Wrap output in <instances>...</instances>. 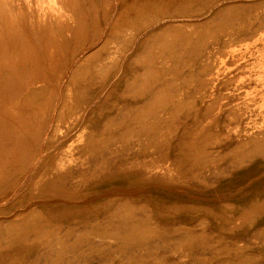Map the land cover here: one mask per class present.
Wrapping results in <instances>:
<instances>
[{
  "label": "rangeland",
  "instance_id": "1",
  "mask_svg": "<svg viewBox=\"0 0 264 264\" xmlns=\"http://www.w3.org/2000/svg\"><path fill=\"white\" fill-rule=\"evenodd\" d=\"M75 3L84 12L82 27L71 15ZM11 5L15 13L22 15L23 25L16 22L29 37L24 41L11 38V53L10 44L6 55L0 58V62L11 66V73L9 68L2 70V74L11 76L5 81L11 91L0 93V106L9 109V119L14 123L9 137L3 135L0 140V264H52L55 259H61L56 264H127L125 255L135 257L138 264H148V249L129 248L125 244L132 241L112 237L127 235L128 231L117 228L115 223H109L110 228L115 226L111 232L101 229L108 217L118 215L117 207L130 205L139 210L143 203H147L146 207L157 203L154 189L164 192L166 209L178 207V221L169 227L188 228L200 241L198 231L202 227L198 220L204 219V226L209 228L203 233L205 240L214 248L163 247L162 252L158 246L153 247V264H204L198 260L205 257V264H264V170H254L247 181L234 186L231 198L190 199L185 193L200 188L201 195L221 194L220 187L232 179L237 181L238 174H233L238 169L264 161V0H0V16L4 17ZM30 17L34 20L25 24ZM44 19L58 20L45 26L46 35H56L53 41L63 42L70 51L63 48L56 57L57 65L51 67L46 61L43 68L41 59L34 61L31 53L41 52L47 45L49 36L41 41ZM148 43H152L155 53L151 62L155 77L147 88L135 94L130 84L135 72L144 75L139 55ZM77 46L79 52L72 60ZM98 69L101 75L91 74ZM42 73L55 75L49 81L57 90L55 106L53 102L48 104L44 112L41 99L46 98L42 91L27 104H17L16 97L31 86H39L36 78ZM23 75H27V80ZM162 86L165 91L161 97L169 100L150 104L160 95ZM31 120L37 127L21 140L20 129L16 128L28 127ZM186 156L192 159L188 162ZM54 174H60L56 181L61 184H51L56 179ZM50 188H55L54 192ZM89 189L93 193L89 194ZM83 191L89 196L79 195ZM244 193L247 199L236 198ZM48 202L58 209L65 203L69 215L61 219L50 217L63 225L58 237H67L54 241L43 232L23 234L24 242L12 246L7 233L11 234V225L21 223L8 226V222L15 219L19 210L29 211ZM213 220L222 225L217 227ZM87 228L93 230L85 235ZM179 233L169 236L183 244L184 239L179 237L184 233ZM65 241L68 243L63 244ZM77 243L80 246L72 247ZM198 251H205V257ZM139 253L144 256H137Z\"/></svg>",
  "mask_w": 264,
  "mask_h": 264
},
{
  "label": "bare ground",
  "instance_id": "2",
  "mask_svg": "<svg viewBox=\"0 0 264 264\" xmlns=\"http://www.w3.org/2000/svg\"><path fill=\"white\" fill-rule=\"evenodd\" d=\"M28 1V0H27ZM30 1V0H29ZM50 1V0H49ZM5 2V1H4ZM37 4V3H36ZM30 5V4H29ZM31 8V7H30ZM29 9V8H28ZM42 9V8H41ZM43 10V9H42ZM47 10H49V9H47ZM44 11V10H43ZM42 11V12H43ZM72 14L71 15H74V16H76L77 17V22L79 23V25H80V27H82V23H85L84 22V12H82L81 11V8L79 7V4L78 3H75L74 5H73V7H72ZM263 12H264V10H263ZM148 13H150V12H148ZM172 13V12H171ZM22 14V13H21ZM213 14H215V13H213ZM38 15H41V13H38ZM48 15H51V16H53V13H49ZM29 17V16H28ZM33 17V16H32ZM50 18H52V17H50ZM34 19L33 18H26V20H25V24H26V22H29V25L31 24V22L33 21ZM41 20V19H40ZM171 20V19H170ZM16 21H20L21 23H22V25H23V19H22V15H19L18 13H15V11L13 10V7H12V5L10 6V7H8L7 8V12L5 13V15H4V17H2V16H0V46L1 47H3V50L2 51H0V58L2 57V56H4V55H6V53H7V51L9 50V45H10V53H11V51H12V49H13V47H12V41L10 40L11 38H15V41L18 39V38H23V41H24V38H26V37H29L28 35H27V32L24 30L23 31V29L22 28H20V24L19 23H17ZM57 21L58 20H53V19H51V21L49 20V19H44V21L42 22V25H43V35H44V38L43 39H41V41L42 40H44V42L47 40L48 42H47V45L45 46V47H43L42 45H44V43L42 42V44H41V46L43 47V48H41V52H40V50L37 52V51H35V52H32L33 50H34V47H33V50L31 49V51L30 52H32L31 53V55H33V58H34V61H35V59H36V61L38 60V58L39 59H41V61H42V65H43V68H44V65H45V62L47 61V62H49L50 64V66L52 67V66H54V65H57V63L59 62V60L56 58L60 53H62V49L64 48V49H66V51H67V47L65 46V44H64V46H63V42L61 43L60 41L58 42L57 40V42L55 43L53 40H54V38H55V36L53 37L52 36V34H47L46 35V30H45V26H51L50 24H53V23H57ZM163 21V20H162ZM158 24V23H157ZM155 26V25H154ZM164 26V25H163ZM158 27H160V26H158ZM21 29V30H20ZM82 29V28H81ZM80 29V30H81ZM162 29V28H161ZM160 29V30H161ZM50 33H51V31L52 30H50V29H47ZM58 30H61V29H58ZM58 30H57V32H58ZM160 30H159V32H160ZM78 31V29H76L73 33L75 34V32H77ZM105 31V30H104ZM158 31V30H157ZM95 33V32H94ZM80 34V33H79ZM101 34V32H99V34L96 36V37H98L99 35ZM45 35H46V37L47 36H49V37H47V39L45 40ZM68 36V35H67ZM75 36V35H74ZM106 36V35H105ZM136 36H137V34H136ZM175 36V35H174ZM252 36H253V34H252ZM78 37V36H77ZM95 37V38H96ZM111 37V36H110ZM117 37V36H116ZM124 37V36H123ZM131 37V36H130ZM238 37L240 38V35H238ZM237 37V39H239ZM126 38V37H125ZM132 38V37H131ZM235 38V37H234ZM245 38H248V37H245ZM250 38V37H249ZM121 39H122V37H121ZM166 39V38H165ZM242 39V38H241ZM240 39V40H241ZM252 39V38H251ZM59 40H61V38H59ZM163 40V39H162ZM254 40V39H253ZM85 41V40H84ZM107 41V40H106ZM105 41V42H106ZM136 41V40H135ZM154 41V40H153ZM237 41V40H236ZM86 42V41H85ZM19 43V42H18ZM23 43V42H22ZM97 43V42H96ZM72 44V43H71ZM82 44V43H81ZM144 44V43H143ZM34 45V44H33ZM37 45V44H36ZM40 45V44H39ZM103 45V44H102ZM106 45V44H105ZM105 45H103V46H105ZM116 45V44H115ZM118 45H120V43L118 44ZM146 46H145V50L139 55V61L141 60L142 62H143V64H144V75H143V77H142V75L141 74H139L138 72H135V74H136V76L135 77H133L132 78V82H131V84H130V86H131V88L135 91V94L137 93V91H139L140 89H145V88H147V85L150 83V80H152V78L153 77H155V75L153 76V74H154V71H153V67L151 66V62H152V60L154 59V57H155V53L152 51V43H148V44H145ZM160 45V44H159ZM79 46H81L82 47V45H79ZM79 46H77L76 48H75V50H74V52L71 54V58H72V60L74 59V57L75 56H77V52H79L78 50H77V48L79 47ZM84 46V45H83ZM131 46H133V45H131ZM20 47V46H19ZM18 47V48H19ZM22 47H23V45H22ZM21 47V48H22ZM75 47V46H74ZM81 47L79 48L80 49V51H81ZM115 47V46H114ZM116 47H117V45H116ZM121 47V46H120ZM129 47V46H128ZM20 48V49H21ZM36 48V47H35ZM108 48V47H107ZM113 48V47H112ZM116 49V48H115ZM121 49V48H120ZM125 49H127V48H125ZM125 49H124V51H125ZM154 49V48H153ZM157 49V48H156ZM22 50V49H21ZM114 50V49H113ZM129 50V49H128ZM68 51H70V49L68 50ZM67 51V52H68ZM97 51V50H96ZM115 51V50H114ZM122 51V50H121ZM157 51V50H156ZM204 51V50H203ZM64 52V51H63ZM119 52V51H118ZM90 53V52H89ZM164 53V52H163ZM103 54V53H102ZM101 54V55H102ZM117 54V53H116ZM100 55V54H99ZM106 55V54H105ZM115 55V54H114ZM17 56V55H16ZM107 56V55H106ZM36 57V58H35ZM132 57H134V55L132 56ZM70 58V59H71ZM87 58V57H86ZM110 58H112V56L111 57H109V59ZM122 58H123V56H122ZM47 59V60H46ZM15 60V59H14ZM69 60V59H68ZM79 60H80V58H79ZM82 60V59H81ZM80 60V61H81ZM113 60V59H112ZM33 60L32 59H30L29 60V62H32ZM110 61H111V59H110ZM110 61H108V62H110ZM99 62V61H98ZM155 62V61H154ZM75 63V62H74ZM73 63V64H74ZM81 63V62H80ZM100 63V62H99ZM98 63V64H99ZM78 64V63H77ZM109 64V63H108ZM128 64H130V62L128 63ZM127 64V65H128ZM156 64H158V63H156ZM10 65H11V63H10ZM20 65H21V67H22V65H24V61L22 62L21 61V63H20ZM79 65V64H78ZM105 65V64H104ZM107 65V64H106ZM106 65H105V67H106ZM131 65H133V64H131ZM73 66V65H72ZM130 67V66H129ZM5 68H9L8 70V73L10 72L11 73V66H9V64L8 63H6V62H0V93H3V92H10L11 90H9L8 88H7V84H6V82L5 81H7V80H10V78H11V76H9V75H5V74H2V70L3 69H5ZM46 68V67H45ZM88 68V67H87ZM132 67H130V69H131ZM50 69V67H48V70ZM100 69H101V67H100ZM103 69V68H102ZM114 69H117V68H114ZM89 70V68L87 69V71ZM120 70V69H119ZM140 70L142 71V69L140 68ZM162 70H163V68H161L159 71H161L162 72ZM85 71V70H84ZM68 72H69V70H68ZM71 72V71H70ZM93 73H91V74H94V76L96 75V76H99V74L101 75V72L99 71V69L98 70H93L92 71ZM86 73V72H85ZM112 73V72H111ZM138 74V75H137ZM126 75H128V74H126ZM55 75H52V74H48V75H46V74H38V78H36V80L38 81L37 83L39 84V86H35V87H33V86H31L30 88H29V90L26 92V93H22V94H20L21 96L20 97H16L15 99H14V101L18 104L19 102H23L24 104H27L28 103V101H29V99L32 97V96H35L37 93H38V91H42L41 93V95H45V98L46 99H41V101H42V105H44V107H45V109H44V112L46 111V109H47V107H49L48 106V104L49 105H51L52 104V102H53V105L55 106V102H54V100H55V97H56V89H54L53 88V84L51 83V82H49V81H52L53 80V77H54ZM68 76V75H67ZM125 77V76H124ZM127 77V76H126ZM23 78L25 79V80H27V75H23ZM58 78H63V76H59ZM97 78V77H96ZM130 78V77H129ZM157 78H159V77H157ZM67 79V78H66ZM76 78L74 77L73 79H71V81L72 82H74V80H75ZM123 79H125V78H123ZM143 79V80H142ZM65 80V79H64ZM96 80V79H95ZM158 80V79H157ZM160 80V79H159ZM17 81V80H16ZM66 81V80H65ZM86 81V80H85ZM123 80H121V82H122ZM130 81V80H129ZM142 81V82H141ZM94 82V81H93ZM105 82H106V79H105ZM124 82H125V80H124ZM127 82V81H126ZM156 82V81H155ZM102 83V82H101ZM123 83V82H122ZM164 83V82H163ZM66 84V83H65ZM64 84V85H65ZM110 84V83H109ZM120 84V83H119ZM124 84V83H123ZM154 84V83H153ZM24 85V84H23ZM35 85V84H34ZM56 85H57V88L59 89L60 87H61V84H60V82H57L56 83ZM63 85V84H62ZM122 85V84H121ZM155 85V84H154ZM110 86V85H109ZM125 86V85H124ZM129 86V85H128ZM93 87V86H92ZM64 88V87H63ZM88 88V87H87ZM94 88V87H93ZM106 88V87H105ZM127 88V87H126ZM162 88H163V86H162ZM96 90H97V87L95 88ZM59 90H61V88L59 89ZM132 90V91H133ZM164 90V88L163 89H161L160 91H159V93H160V95L158 96V97H156V98H153V100L150 102V104H153V105H159V104H161V103H163V102H166L167 100H169V98L167 97V98H163V97H161V95H162V92H164L163 91ZM43 91H45L46 93H44L43 94ZM120 90H118L117 92H119ZM126 91H128V90H126ZM125 91V92H126ZM130 91V90H129ZM131 91V92H132ZM116 92V91H115ZM114 92V93H115ZM134 93V92H133ZM18 94V93H17ZM61 94V93H60ZM69 94V93H68ZM105 94V93H104ZM127 94H128V92H127ZM40 96V95H39ZM60 96V95H59ZM65 96V95H64ZM123 96H124V94H123ZM132 95L130 94V97H131ZM99 97V96H98ZM138 97V96H137ZM133 98V97H132ZM136 98V97H135ZM140 98V97H139ZM39 99V98H38ZM47 99H49L50 101L48 102V100ZM66 99V98H65ZM131 99V98H130ZM32 100V99H31ZM47 100V101H46ZM101 100V99H100ZM76 101V100H75ZM97 101V100H96ZM33 102V101H32ZM35 102V101H34ZM58 102V101H57ZM56 102V103H57ZM105 102H107L106 100H105ZM1 103V102H0ZM59 103V102H58ZM57 103V104H58ZM98 103V102H97ZM116 103V102H115ZM120 103V102H119ZM121 104V103H120ZM56 106H58V105H56ZM118 106H122V105H118ZM19 107V106H18ZM122 107H124V106H122ZM127 107H129V106H127ZM3 107L2 106H0V140H1V138H3V135H5L7 138L9 137V135H10V133L13 131V128H12V124H13V126H14V123H12L11 122V117H10V119H9V113H8V111H9V109L8 108H6L5 110H4V108L2 109ZM132 108H133V106H132ZM20 109V108H19ZM141 109V108H140ZM139 109V110H140ZM55 110V109H54ZM59 110V109H58ZM148 110H156L155 108H149ZM22 111V110H21ZM90 111V110H89ZM87 113H89L88 111H86ZM139 112V111H138ZM17 113V112H16ZM40 113V112H39ZM58 113V112H57ZM30 114V116H32V111L29 113ZM41 114V113H40ZM138 114V113H137ZM154 114V113H153ZM57 115V114H56ZM86 115V114H85ZM23 116V115H22ZM87 116V115H86ZM139 116V115H138ZM141 116V115H140ZM54 117V116H53ZM25 119H26V117H24ZM92 118V117H91ZM54 119V118H53ZM50 120H51V118H50ZM32 121V120H31ZM30 121V123L28 124V127H25V128H21V126H19V127H17L16 129H20V131H18V134H19V136H21V140H25V138H24V136H26V135H28V133H30V132H32V130H34V127H37V125H36V122L33 120L32 122ZM12 123V124H11ZM50 123V122H49ZM48 126V125H47ZM45 127V126H44ZM47 128V127H46ZM51 128V127H50ZM141 129V128H140ZM139 129V130H140ZM144 130V129H143ZM181 130V129H180ZM100 131H102V130H100ZM137 131V130H136ZM140 131H142V129L140 130ZM135 133V132H134ZM137 133H138V131H137ZM81 134V133H80ZM139 134V133H138ZM137 134V135H138ZM137 135H134V136H137ZM142 135V134H141ZM140 135V136H141ZM88 136V135H87ZM139 137V136H138ZM23 138V139H22ZM47 138V137H46ZM27 141H30V140H27ZM79 142H80V140H79ZM21 143H23V141H21ZM28 143V142H27ZM33 143V142H32ZM263 144V143H262ZM27 148H30L29 147V145L28 146H26ZM46 149V148H45ZM71 149H72V147H71ZM257 149H261V147L259 148V147H256V150ZM41 153V152H40ZM40 155V154H39ZM41 156V155H40ZM42 157V156H41ZM111 157V156H110ZM46 158V157H45ZM112 158V157H111ZM110 158V159H111ZM182 158V157H181ZM185 158V160L186 161H188L189 162V160L190 159H192V157H190V156H186V157H184ZM104 159H106V158H104ZM106 161H107V159H106ZM193 161V160H192ZM191 161V162H192ZM246 161H248L249 162V160L247 159ZM245 161V162H246ZM185 162V161H184ZM98 163V162H97ZM186 163V162H185ZM235 164V163H234ZM85 165V164H84ZM97 165V164H96ZM195 165V164H194ZM237 166H238V163L236 164ZM87 166V168H91V166H88V165H86ZM240 166V165H239ZM248 167V166H247ZM233 168H234V166H233ZM236 168H238V167H235L234 169H236ZM264 170V161H261V162H258L256 165H252V163H251V165L248 167V168H244L243 170H240V171H238L237 170V172L236 173H234L233 175H235V174H238V178H237V181H234V179H232L231 181H229V183H227V184H224V187H220V193L221 194H210V195H207V194H200V191H199V189L197 188L196 190H189V191H185V193H186V195H187V197L186 198H194V197H199V198H208L209 200L210 199H217V201L218 200H222L223 198H231V197H233L232 196V191H231V189L234 187V186H237V185H240V184H243L245 181H247L249 178V176H250V174L254 171V170ZM104 170V169H103ZM231 172V171H230ZM232 173V172H231ZM195 174V173H194ZM229 174V173H228ZM60 175V174H59ZM59 175H57V176H59ZM39 176V175H38ZM54 176H55V174H54ZM57 176H55L56 177V179H55V177H54V179H51V180H54V182H52L51 180V184L53 185H55L56 186V183H57V185L60 183L61 184V182H57L56 180H59V179H57ZM195 176H196V174H195ZM229 176V175H228ZM59 177H61V176H59ZM64 177V176H63ZM198 177V176H197ZM126 178V177H125ZM228 178V177H227ZM230 178H232V177H230ZM63 179H65V177L63 178ZM49 180V179H48ZM67 180V179H66ZM78 180V179H77ZM63 181H65V180H63ZM70 181H72V179L70 180ZM48 183V182H47ZM67 183H69L70 184V182H67ZM66 183V184H67ZM78 183V182H77ZM49 184V183H48ZM48 184H47V186H48ZM68 184V185H69ZM51 185V186H52ZM72 185V184H71ZM217 185V184H216ZM122 186V185H121ZM215 186V185H214ZM219 186V185H218ZM46 187V186H45ZM54 187V186H53ZM60 187H62V186H60ZM60 187H58L59 189H63V188H60ZM130 187H131V185H130ZM136 187V186H135ZM217 187V186H216ZM46 188H48V187H46ZM52 188V187H51ZM50 188V190H51V192L55 189H51ZM141 188V187H140ZM59 189H58V191H59ZM65 189V188H64ZM63 189V190H64ZM123 189V188H122ZM151 189H152V187H151ZM192 189V188H191ZM254 190H258V188H253ZM47 190H49V189H47ZM49 190V191H50ZM68 190V189H67ZM85 190V189H84ZM116 190V189H115ZM147 190V189H146ZM145 190V192H148V191H146ZM250 190V189H249ZM251 190H252V188H251ZM48 191V192H49ZM61 191V190H60ZM66 191V190H65ZM141 191V190H140ZM150 191V190H149ZM152 191V190H151ZM154 191V194H155V197L158 199L157 200V203H155V204H152L153 205V207H151V206H148V207H146L145 205L147 204V203H145V205H144V203L141 205V207L139 206L138 207V209L139 210H137L136 208H135V206L132 208L130 205H125V206H123V207H120V208H118L117 207V209H115L117 212H118V215H116L115 213L114 214H112L113 216H112V218H110V217H108V214H107V217L109 218H107L108 219V221H106V224H105V226H104V228L103 229H101V231H104V232H111L114 228H115V226L113 227V226H111V228H110V224L109 223H115L114 225H116L117 226V228H119L120 227V229H121V227L123 228V231H125L126 233H127V231L129 232L127 235L125 234L124 236H117V235H115L114 236V234L112 235V237H114V238H120V239H123L125 242L127 241L128 242V240H130V242L132 241L133 243H135V242H139L137 245L136 244H133V243H126L125 245L126 246H128L129 248H136V247H144V248H146V249H148V252H147V254H149L150 255V257L151 258H149V262H147L148 264H153L154 262H153V260H152V254H154L153 253V251H152V249H153V247H159V248H163V247H172L173 249L174 248H177V247H185V248H187V247H189V246H195V247H199V249H200V247H201V249H203V248H206V250H207V248H209V249H213L214 248V245H212V244H210V243H208L207 242V240H205V238H207L206 237V234H203L204 232H206V231H208V227L207 226H204V223H206L205 222V220L204 219H200L199 218V220H198V222H199V226H201L202 228H201V231H198V233H199V236H201V240L200 241H197L198 239L196 238V236L194 235V233H193V231H191L190 229H185V228H174L175 226H172V227H169L170 225H172V222L173 221H178L177 220V218L178 217H176L179 213H178V211L176 210L178 207H174V208H168V209H166L165 207H164V203H165V201H164V196H163V193L164 192H161V191H159V190H157V189H154L153 190ZM54 192V191H53ZM64 192V191H63ZM62 192V194H64V193H66V192H64L63 193ZM84 192V194H79V195H84V196H89L85 191H83ZM106 192V191H105ZM184 192V191H183ZM61 193V192H60ZM60 193L58 194V195H60ZM67 193H71L70 191L68 192L67 191ZM91 193H93V191H92V189H89V194H91ZM53 194V193H52ZM246 193H244V194H242V195H240V196H238V197H236V198H238V199H241V200H245V199H247L248 198V196L247 195H245ZM183 195V194H182ZM48 196V195H47ZM68 197H69V195H67ZM135 196H137V195H135ZM145 196V195H144ZM257 197H259V195H256ZM37 197V196H36ZM55 197H56V195H55ZM61 197V196H60ZM65 197V196H64ZM139 197V196H138ZM150 197V196H149ZM35 198V197H34ZM52 198V197H51ZM59 198V197H58ZM62 198V197H61ZM148 198V197H147ZM252 198V197H251ZM131 199V198H130ZM140 199V198H139ZM34 200H36V199H34ZM33 199L31 200V201H34ZM146 200H148V199H146ZM152 200V199H151ZM149 201V200H148ZM146 202V201H145ZM226 202V201H225ZM36 203V202H35ZM40 203V202H39ZM128 203V202H127ZM67 204V203H66ZM131 204V203H130ZM134 204V203H133ZM59 205V204H58ZM68 205V204H67ZM135 205V204H134ZM138 205H140V204H138ZM144 205V206H143ZM66 205H65V203L62 205V209H58V207H57V205L56 204H53V203H46V204H44V205H37V206H35L34 208H31L29 211L28 210H19L18 211V213L15 215V219H12V220H10L8 223V226H10V224H12V223H14V222H16V223H21V224H16L15 226H13V225H11L10 226V228H11V234H10V232L9 233H7V235H11V236H9V242L10 243H12L13 245L12 246H19V243H21L22 244V242H24V241H22L23 240V238H24V236L27 234H30V233H46V237L49 239H53L54 241L55 240H57V239H60V240H63L65 237H67V236H61V237H58V233L59 232H61V229L63 228V225L62 224H58V223H56V222H53L54 221V219H51V217L50 216H53V218H55V219H61V218H65L67 215H69L68 214V209L65 207ZM137 206V205H136ZM31 207H33V206H31ZM113 210V209H112ZM114 211V210H113ZM109 212V211H108ZM110 212H112V211H110ZM115 212V211H114ZM210 212V211H209ZM213 213V211L211 212V214ZM110 214V215H111ZM214 215H218V213H214ZM106 217V216H105ZM173 217H176V218H174L173 219ZM106 218H104L103 220H105ZM9 220V219H8ZM8 220H6V221H8ZM213 222V224L214 225H216L217 227H220L221 225H222V222H220V221H218V220H213L212 221ZM102 223H103V221H102ZM101 223V224H102ZM131 224L132 226L131 227H124V225L125 224ZM180 223V222H179ZM1 224H2V222H1ZM0 224V225H1ZM99 225H100V223H99ZM3 226V224L1 225V227ZM99 228V227H98ZM159 229V230H158ZM93 229L91 228V229H89V228H87V229H85V235H88V232L90 233L91 231H92ZM115 230V229H114ZM2 232V230L0 229V233ZM64 232V231H63ZM98 232H100V231H98ZM173 232H182V234L184 233V235L182 236V237H179V236H177V237H179V238H183L184 239V243L183 244H180V243H177L176 242V240L174 239V238H176L175 236H174V238L173 237H171V236H169V234L171 235ZM179 233V234H180ZM23 234H24V236H23ZM98 234H100L101 235V232L100 233H98ZM181 234V235H182ZM1 235H2V233H1ZM0 235V236H1ZM31 235V234H30ZM107 235V234H106ZM110 235V234H109ZM176 235V234H175ZM180 235V236H181ZM37 236V235H36ZM60 236V235H59ZM84 236V235H83ZM94 236H96V235H94ZM99 236V235H98ZM28 237V236H27ZM29 237H31V236H29ZM85 238H90L89 236H84ZM103 237V236H102ZM2 238V237H1ZM37 238V237H36ZM113 238V239H114ZM175 240V242L176 243H174V241H173V239ZM7 239V238H6ZM67 239H69V238H67ZM120 239H119V241H120ZM172 239V242L174 243H169V241ZM178 239V238H177ZM183 239H182V241H183ZM89 240V239H88ZM181 240V239H180ZM21 241V242H20ZM70 241V240H69ZM92 241V240H91ZM115 241V240H114ZM81 242V241H80ZM4 243V242H3ZM66 243H68L67 241H65V242H63V244H66ZM70 243V242H69ZM90 243H92V242H90ZM90 243H88V244H86L85 243V245H87V246H90L89 244ZM94 243V242H93ZM116 243V242H115ZM155 243V244H154ZM106 244V243H105ZM119 244V243H118ZM129 244H131V245H129ZM54 245V244H53ZM92 245V244H91ZM102 245V244H101ZM69 246V245H68ZM67 246V247H68ZM77 246H80V244H74L72 247H77ZM114 246V245H113ZM118 246V245H117ZM64 247V246H63ZM71 247V246H70ZM70 247H68V248H70ZM92 247V246H91ZM96 247V246H95ZM101 247H103V246H101ZM100 247V248H101ZM115 247H116V245H115ZM125 247V246H124ZM127 247V248H128ZM194 247V248H195ZM9 248V247H8ZM11 249H12V247H10ZM66 248V247H65ZM99 248V249H100ZM194 248H191V249H193L194 250ZM14 249H15V247H14ZM27 249H28V247H27ZM67 249V248H66ZM132 249V250H133ZM63 250H64V248H63ZM118 250V249H117ZM137 250V249H136ZM145 250V249H144ZM188 250H190L189 248H188ZM205 250V251H206ZM61 251H62V249H61ZM60 251V252H61ZM70 251H72V250H70ZM118 251H120V250H118ZM123 251V250H122ZM124 251H127L126 249L124 250ZM156 251V250H155ZM162 252H163V249L161 250ZM168 251V250H167ZM205 251H204V253L203 254H201V251H198V252H200L199 254L200 255H205ZM46 252V251H45ZM48 252V251H47ZM59 252V253H60ZM74 251H72V253H73ZM136 252V251H135ZM135 252H133V253H135ZM198 252H196L197 254H198ZM226 252V251H225ZM16 253H18V252H16ZM69 253V252H68ZM71 253V254H72ZM94 253V252H93ZM120 253V252H119ZM161 253V252H160ZM165 253V252H164ZM168 253V252H167ZM166 253V254H167ZM175 253V252H174ZM189 253V252H188ZM194 253V252H193ZM77 254V253H76ZM103 254H105V252L104 253H102V255ZM125 254H126V252H125ZM140 254L141 255H143L144 256V254H142V253H139V255H137V256H139L140 257ZM191 254V253H190ZM195 254V253H194ZM193 254V255H194ZM11 255V254H10ZM27 255H29L28 253H27ZM39 255V254H38ZM49 255V254H48ZM73 255H75V254H73ZM91 255V254H90ZM96 255V254H95ZM130 255V254H129ZM159 255V254H158ZM161 255H162V253H161ZM165 255V254H164ZM199 255V256H200ZM50 256L51 255H49V257L48 258H50ZM62 256V255H61ZM82 256V255H81ZM124 256V254L123 255H121V257H123ZM147 256V255H146ZM173 256V255H172ZM198 256V255H197ZM31 257H33V255L31 256ZM31 257H30V259H31ZM71 257H73V256H71ZM88 257V256H87ZM125 257V263H127V264H138L137 263V259H135V257H130V256H128V255H125L124 256ZM158 257V256H157ZM202 257V256H201ZM200 257V258H201ZM205 257V256H204ZM46 258H47V256H46ZM56 258H58V257H56ZM67 258H69V257H67ZM73 258H75V257H73ZM92 258V257H91ZM90 258V259H91ZM130 258H133V261H129L130 260ZM144 258V257H143ZM198 258V257H197ZM44 259V258H43ZM62 259H64V257L62 258ZM71 259V258H70ZM70 259H68L67 261H69ZM81 259H83L82 257H81ZM89 259V260H90ZM93 259H96L95 258V256H94V258ZM103 259H104V257H103ZM106 259V258H105ZM104 259V260H105ZM113 259V258H112ZM116 259V258H115ZM33 260V259H32ZM59 259H55V260H52L51 262H52V264H56L57 263V261H58ZM61 260V259H60ZM59 260V261H60ZM80 260V259H79ZM85 260V259H84ZM122 260V259H121ZM143 260V263H145V259H142ZM167 260H169V259H167ZM44 262H45V260H43ZM81 261V260H80ZM88 261V260H87ZM92 261V259L90 260V262ZM103 261V260H102ZM200 263H207V258L205 257V258H203V259H201V260H198ZM31 262V261H30ZM61 262V261H60ZM59 262V263H60ZM64 262V261H63ZM96 262H97V259H96ZM99 262H100V260H99ZM99 262H97V263H99ZM105 261H103V263H104ZM116 262L117 261H115V263L114 264H116ZM124 262V261H123ZM153 262V263H152ZM32 263H33V261H32ZM48 263V262H47ZM81 263V262H80ZM106 263V262H105ZM122 263V262H121ZM79 264V263H78ZM82 264H84V262L82 263Z\"/></svg>",
  "mask_w": 264,
  "mask_h": 264
}]
</instances>
